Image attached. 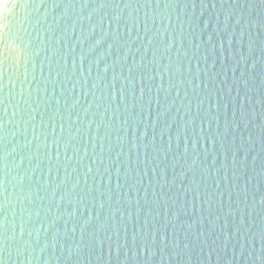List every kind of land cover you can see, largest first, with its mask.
Segmentation results:
<instances>
[{"label": "water", "instance_id": "1", "mask_svg": "<svg viewBox=\"0 0 264 264\" xmlns=\"http://www.w3.org/2000/svg\"><path fill=\"white\" fill-rule=\"evenodd\" d=\"M5 8L0 264H264V0Z\"/></svg>", "mask_w": 264, "mask_h": 264}, {"label": "snow or ice", "instance_id": "2", "mask_svg": "<svg viewBox=\"0 0 264 264\" xmlns=\"http://www.w3.org/2000/svg\"><path fill=\"white\" fill-rule=\"evenodd\" d=\"M9 3V0H2V2H0V14L4 13L6 11L5 5H7ZM7 28V25H5L3 23L2 20H0V48H7L8 44L6 42V39L8 38V32L4 31V29ZM18 39H20V42L22 44L21 41V37H17ZM20 45H17V47H19Z\"/></svg>", "mask_w": 264, "mask_h": 264}]
</instances>
